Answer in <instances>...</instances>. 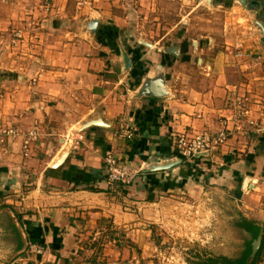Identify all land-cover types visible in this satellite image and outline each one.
I'll return each mask as SVG.
<instances>
[{
  "label": "crops",
  "instance_id": "obj_1",
  "mask_svg": "<svg viewBox=\"0 0 264 264\" xmlns=\"http://www.w3.org/2000/svg\"><path fill=\"white\" fill-rule=\"evenodd\" d=\"M205 1L248 12L247 37L226 28L225 48L221 27L190 37L201 17L188 14L179 40L146 43L159 30L144 23L169 0H56L48 12L43 0H0V124L17 131L0 138V264H153L145 252L163 221L174 231L187 203L200 212L226 190L264 228V0ZM121 121L131 140L116 135ZM220 130L229 139L209 159L179 162L173 135ZM109 153L139 170L133 185H108Z\"/></svg>",
  "mask_w": 264,
  "mask_h": 264
},
{
  "label": "rangeland",
  "instance_id": "obj_2",
  "mask_svg": "<svg viewBox=\"0 0 264 264\" xmlns=\"http://www.w3.org/2000/svg\"><path fill=\"white\" fill-rule=\"evenodd\" d=\"M201 1L203 2L202 4H196L195 0H187L184 5L182 0H169L164 6L159 7L158 11L152 13V15L157 18L156 21L150 20L149 17L146 21L147 23H144L146 30L154 31L158 29L159 32L157 33L159 36L153 34L152 37L147 38L146 43L154 45V43L159 42L160 37H164L167 32H170V34L161 41L162 44H166L167 41L168 43H172L175 40H179V38H176L178 31H180V27H182L178 25L179 20H181L184 15L186 16L188 14H191V18L201 17V19H196V21L192 23L190 34H188L190 37L196 36L198 32H202L206 37H213L214 32H216L214 30L221 27V29L223 28V37H220V35L218 38L223 39L219 42V48L227 47L226 41L233 42V40L224 38L226 28L227 31H229V33L227 32V36L231 34L230 31L233 27H237L239 31H246L245 36L247 37V33L250 32L248 28L252 25L247 16L248 12L245 11L246 15L240 16L241 13L236 9V11L233 10L230 6H223L215 10L210 7L207 1ZM235 17H242L247 21L235 25L232 21ZM254 26L260 30L256 22H254ZM133 27L134 23L131 24L130 29L132 31H134ZM162 28H164V30H162ZM173 28L174 31H172ZM259 34L260 37L264 36L261 30ZM244 39L245 38L239 39L241 47L250 41V38H246V42ZM180 69H182L180 65L175 67L176 71H180ZM0 75L3 76L4 73H0ZM7 76L10 77L11 75L7 73L6 77ZM196 76L197 78L202 77L199 75ZM209 157L210 155L201 159H209ZM191 164H194V162H191ZM209 186H211V188L208 187L206 190L212 188L222 190L217 184H210ZM224 191L223 189V192ZM225 192L226 194L221 197L220 195H214L212 196L213 198L206 199V204L201 203L202 207L200 206V209H203V206L204 209L200 212L194 208V206L199 207L198 204L194 205L192 204L193 202L187 203V211H185V215H183L186 222L182 225L176 222L177 226L174 228V231L170 228L168 229L166 220H164L163 227L160 231L162 234L160 235L162 238L161 242H156L158 245L157 248L152 246L145 252L148 256V260L152 261L153 264H201L208 256H224L231 259L240 256L245 250V244L250 239V235L240 229L237 224L242 223L243 220H251L257 224H260V222L254 221L252 217L254 215L245 211L241 203L244 200L243 198L235 200L232 198L234 194L228 190ZM253 195L254 193H250L244 195V197L247 198L248 202L251 200L254 202Z\"/></svg>",
  "mask_w": 264,
  "mask_h": 264
},
{
  "label": "built area",
  "instance_id": "obj_3",
  "mask_svg": "<svg viewBox=\"0 0 264 264\" xmlns=\"http://www.w3.org/2000/svg\"><path fill=\"white\" fill-rule=\"evenodd\" d=\"M56 0H43V6L48 12L53 8ZM15 38L21 39V33L16 32ZM3 97V92L0 89V99ZM118 137L131 140L134 137L133 131L126 124L125 121H121L119 124V130L116 133ZM17 136V131L12 127H4L0 124V138ZM229 132L227 130H220L217 133L210 134L207 132L189 136L185 134H176L172 136L174 147L178 158L183 162H195L203 157L211 155L217 151L220 147L226 144L229 139ZM40 133L37 129H32L23 135V150L27 153L32 143L39 140ZM72 139L69 137L65 142L71 143ZM104 165L106 168L107 183L111 188L117 187H130L135 183L139 176V170L132 169L123 162L116 155L109 153L104 157ZM31 252L41 255L44 253V249L40 246L31 245Z\"/></svg>",
  "mask_w": 264,
  "mask_h": 264
},
{
  "label": "trees",
  "instance_id": "obj_4",
  "mask_svg": "<svg viewBox=\"0 0 264 264\" xmlns=\"http://www.w3.org/2000/svg\"><path fill=\"white\" fill-rule=\"evenodd\" d=\"M237 226L249 233L250 239L245 244V250L242 254L234 259L227 258L224 256H208L202 261L201 264H260L264 257V228L248 220H243L242 223ZM262 236L261 248L257 252L256 256L250 260L252 254V243L259 237Z\"/></svg>",
  "mask_w": 264,
  "mask_h": 264
},
{
  "label": "water",
  "instance_id": "obj_5",
  "mask_svg": "<svg viewBox=\"0 0 264 264\" xmlns=\"http://www.w3.org/2000/svg\"><path fill=\"white\" fill-rule=\"evenodd\" d=\"M238 1H239L240 4H242V6H246V5H247V0H238ZM256 25H257L258 28L261 30V33L264 34V23L256 22ZM94 26H96V25H95V24L93 25V27H92L93 30L96 29V27L94 28ZM126 64H127V67H130V66H131V61H130V59H129L128 57L126 58ZM151 95L154 96V97H162L163 93H162V91H152ZM179 162L182 163V160L179 159ZM244 184H246V182H244ZM8 212H9V214L11 215V217L13 218L15 224H16L17 226H19V225H18V222L16 221V219H15V217H14V215H13V213H12L10 210H9ZM261 227H262V226H261ZM261 243H262V236L260 235V236H259V237H258L253 243H252V254H251V256H250V260H252V259L256 256L257 252L260 250V248H261Z\"/></svg>",
  "mask_w": 264,
  "mask_h": 264
}]
</instances>
